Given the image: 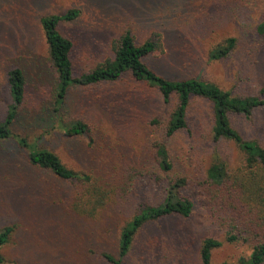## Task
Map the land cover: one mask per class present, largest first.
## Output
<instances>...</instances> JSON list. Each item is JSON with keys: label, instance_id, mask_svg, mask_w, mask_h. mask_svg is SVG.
I'll use <instances>...</instances> for the list:
<instances>
[{"label": "rangeland", "instance_id": "obj_1", "mask_svg": "<svg viewBox=\"0 0 264 264\" xmlns=\"http://www.w3.org/2000/svg\"><path fill=\"white\" fill-rule=\"evenodd\" d=\"M159 7L163 19L153 23ZM70 9L78 11V18L60 23L59 30L73 43L75 77L112 58L113 41L132 28L137 43L164 36L162 51L144 62L166 79L196 78L235 97L264 99V43L256 34L264 20V0H0V122L10 103L7 73L19 68L25 77L24 106L13 133L97 179L114 198L97 219L79 217L69 207L71 183L31 166L14 147L6 153L7 144H0V230L12 228L0 248L4 264H106L99 254L116 256L120 231L138 206L157 203L163 195L148 176L156 167L154 146L160 140L150 123L162 107L155 89L125 74L113 83L71 89L59 118L48 111L55 73L40 19ZM228 38L236 39L232 53L210 61L209 51ZM59 119L80 120L88 131L69 137L58 128ZM188 119L192 136L181 133L170 140V176L192 178L183 194L194 202V211L187 219L173 216L145 224L125 264H199L205 238L222 242L212 264L237 263L250 255V246L225 241V231L205 210L194 182L219 160L242 176L244 203L261 206L264 169H248L233 143L212 142L207 101L194 100ZM230 122L244 140L264 148V108L249 120L231 116Z\"/></svg>", "mask_w": 264, "mask_h": 264}, {"label": "trees", "instance_id": "obj_2", "mask_svg": "<svg viewBox=\"0 0 264 264\" xmlns=\"http://www.w3.org/2000/svg\"><path fill=\"white\" fill-rule=\"evenodd\" d=\"M154 12L151 21L163 19V12ZM77 10L70 9L60 15H47L40 19V27L47 46L48 59L55 73L53 97L48 111L56 118L66 107L69 91L73 88H92L106 83H113L129 74L137 82L156 90L161 100V111L150 123L158 129L160 140L155 142V169L149 172L150 179L159 186L163 195L154 204L142 203L136 213L121 229L116 256L102 252L99 258L106 264H125L135 237L147 223L158 222L169 217L189 218L194 211V202L183 192L192 179L188 176L171 177L172 162L169 147L170 140L181 133L192 136L188 113L194 100H205L211 105V125L209 136L214 144L220 141L233 143L244 153L248 169H264V148L254 141L244 140L232 127L231 116H242L249 120L252 114L264 108V99L258 96L235 97L223 91L213 83L196 78L169 80L152 70L144 60L162 51L163 35L137 43L132 28L113 41V56L97 65L92 70L77 77L73 75L71 52L73 43L64 37L59 25L77 19ZM163 27L165 24H161ZM175 26L176 24H171ZM256 34L264 43V20L256 28ZM236 47V39H225L208 53L210 61L226 59ZM10 103L5 116L0 122V144L14 147L24 153L33 167L47 170L59 180L72 184L69 207L73 214L86 219H97L113 202V194L84 172L68 168L53 152L40 148L27 138L13 133L15 123L20 119L24 106L25 77L19 68L9 70L6 77ZM53 116V117H54ZM55 120V118H54ZM58 128L69 137H80L88 131L87 125L80 120L57 123ZM13 145V146H9ZM242 176L230 173L227 167L215 160L209 166L201 181L194 182L200 191L204 208L209 216L216 220L225 231L227 243H241L250 246L248 258H241L237 263L221 264H264V204L250 206L240 197L243 186ZM135 180V179H134ZM134 180H129L132 182ZM12 228L0 230V248L7 244ZM222 246V242L205 238L199 247V264H212V253ZM0 257V264H4Z\"/></svg>", "mask_w": 264, "mask_h": 264}]
</instances>
